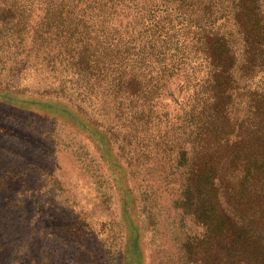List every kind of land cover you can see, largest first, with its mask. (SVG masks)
<instances>
[{
    "label": "rangeland",
    "instance_id": "374dc122",
    "mask_svg": "<svg viewBox=\"0 0 264 264\" xmlns=\"http://www.w3.org/2000/svg\"><path fill=\"white\" fill-rule=\"evenodd\" d=\"M220 1L213 2L212 22L231 35L243 55V35ZM37 39L31 50L28 45L14 53L7 43L6 52L0 48L2 84H17L24 98L43 99L23 108L0 94L1 263L264 264V231L239 243L252 257L248 263L233 261L224 235H215L219 243L209 236L205 220L182 207L187 167L179 163L178 149L192 133L190 118L200 111L199 91L190 98L196 88H181L175 80L156 105L144 107L146 114L153 108L151 121L136 131L133 104L121 102L126 96L115 98L95 78L86 85L83 67L82 73L60 63L57 68ZM242 55L239 61L245 62ZM238 95V116H248L257 99L264 104V64L242 77ZM66 102L83 121L66 112L55 116L48 106ZM235 203L243 202L224 205L241 220L245 211Z\"/></svg>",
    "mask_w": 264,
    "mask_h": 264
},
{
    "label": "trees",
    "instance_id": "16d2710c",
    "mask_svg": "<svg viewBox=\"0 0 264 264\" xmlns=\"http://www.w3.org/2000/svg\"><path fill=\"white\" fill-rule=\"evenodd\" d=\"M215 1L0 0V48L4 53L7 43L14 53L28 45L31 50L40 36L54 66L77 67L79 73L83 67L86 85L95 78L115 98L126 96L121 102L133 104L136 131L151 121L153 108L146 114L144 107L156 105L175 80H181V88H196L190 98L199 91L200 111L190 118L192 133H186L178 149L179 163L187 167L181 204L205 220L209 236L223 243L215 235H224L231 260L248 263L252 257L239 243L264 231V104L257 99L248 116H238L236 107L241 105L242 77L253 76L264 64V14L262 0L219 2L240 28L242 55L231 35L212 22ZM240 55L245 62L239 61ZM2 83L3 101L27 108L43 100L24 98L17 84ZM67 104L48 106L55 116L65 117L66 112L83 121ZM111 131L118 134L113 127ZM232 200L243 202L235 203L245 211L241 220L224 205L231 206Z\"/></svg>",
    "mask_w": 264,
    "mask_h": 264
}]
</instances>
